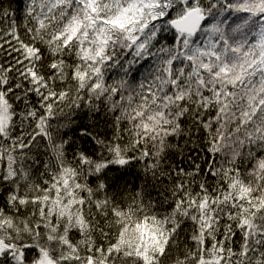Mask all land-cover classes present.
Masks as SVG:
<instances>
[{
  "label": "snow or ice",
  "instance_id": "6c2138e0",
  "mask_svg": "<svg viewBox=\"0 0 264 264\" xmlns=\"http://www.w3.org/2000/svg\"><path fill=\"white\" fill-rule=\"evenodd\" d=\"M0 264H264V0H0Z\"/></svg>",
  "mask_w": 264,
  "mask_h": 264
}]
</instances>
